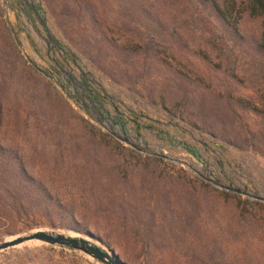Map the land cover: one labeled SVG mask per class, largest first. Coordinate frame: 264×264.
<instances>
[{
    "label": "rangeland",
    "instance_id": "obj_1",
    "mask_svg": "<svg viewBox=\"0 0 264 264\" xmlns=\"http://www.w3.org/2000/svg\"><path fill=\"white\" fill-rule=\"evenodd\" d=\"M263 31L208 0H0V155L127 264H264V202L201 177L264 195ZM36 228L71 230L0 206V240ZM45 245L0 264H101Z\"/></svg>",
    "mask_w": 264,
    "mask_h": 264
},
{
    "label": "trees",
    "instance_id": "obj_2",
    "mask_svg": "<svg viewBox=\"0 0 264 264\" xmlns=\"http://www.w3.org/2000/svg\"><path fill=\"white\" fill-rule=\"evenodd\" d=\"M208 1L210 10L225 27L231 28L232 32L236 30L243 12H246L250 16H258L264 19V0H241L240 2L236 0ZM259 45L260 48L264 50V31L261 34V42ZM90 81L91 77H89V75L82 74L77 87L82 90V93H87L89 98L98 100V105L101 106V100L104 99L105 96L93 92L89 87ZM247 107L256 110L255 105ZM13 164L14 169L13 167H8ZM9 176H14L16 180H18L17 185L10 187L5 182ZM31 179L32 177L29 176L28 171L24 167L22 161L17 159V156L4 157V155H0V206L6 208V210L12 214H25L33 219H46L49 222L51 221V223L54 222L55 218V220L59 219V224L71 230L81 233L89 232L84 228H80L77 222L74 221L76 212L73 207L67 206L66 204L63 205L60 202L34 199L32 197V191L44 192L47 194V188L41 184L38 186L30 185ZM63 221L65 222L63 223ZM53 248V245H45L43 248H36L35 252L50 251Z\"/></svg>",
    "mask_w": 264,
    "mask_h": 264
},
{
    "label": "water",
    "instance_id": "obj_3",
    "mask_svg": "<svg viewBox=\"0 0 264 264\" xmlns=\"http://www.w3.org/2000/svg\"><path fill=\"white\" fill-rule=\"evenodd\" d=\"M156 154L163 158L179 161L177 158H172L164 154ZM201 177L219 188L264 202V195L262 194L235 186L225 185L205 175H201ZM33 239L49 245L83 253L92 257L101 264H127L120 258L119 254L116 253L114 249L103 245L102 242L96 239L91 233H81L62 228H36L26 233L15 235L13 238L10 237V239H2L0 240V250L16 246L26 240Z\"/></svg>",
    "mask_w": 264,
    "mask_h": 264
},
{
    "label": "bare ground",
    "instance_id": "obj_4",
    "mask_svg": "<svg viewBox=\"0 0 264 264\" xmlns=\"http://www.w3.org/2000/svg\"><path fill=\"white\" fill-rule=\"evenodd\" d=\"M30 242H38V240H34V239L33 240H26V241H24V242H22L16 246H22V245H25V244L30 243Z\"/></svg>",
    "mask_w": 264,
    "mask_h": 264
}]
</instances>
